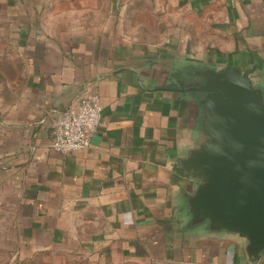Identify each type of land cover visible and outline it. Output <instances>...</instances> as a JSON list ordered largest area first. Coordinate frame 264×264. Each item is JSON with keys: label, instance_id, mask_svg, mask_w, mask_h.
Here are the masks:
<instances>
[{"label": "crops", "instance_id": "crops-1", "mask_svg": "<svg viewBox=\"0 0 264 264\" xmlns=\"http://www.w3.org/2000/svg\"><path fill=\"white\" fill-rule=\"evenodd\" d=\"M225 66L264 80V0H0V264H245L185 231L171 171L200 120L179 90ZM91 93L89 146L55 151Z\"/></svg>", "mask_w": 264, "mask_h": 264}, {"label": "water", "instance_id": "water-1", "mask_svg": "<svg viewBox=\"0 0 264 264\" xmlns=\"http://www.w3.org/2000/svg\"><path fill=\"white\" fill-rule=\"evenodd\" d=\"M189 74L202 81L179 90L200 94L190 97L200 111L197 139L171 166L186 181L180 191L185 231L235 238L238 260L259 263L264 259V80L233 66Z\"/></svg>", "mask_w": 264, "mask_h": 264}, {"label": "built area", "instance_id": "built-area-1", "mask_svg": "<svg viewBox=\"0 0 264 264\" xmlns=\"http://www.w3.org/2000/svg\"><path fill=\"white\" fill-rule=\"evenodd\" d=\"M100 123L101 106L98 96L95 93L84 95L57 115L50 146L61 154L85 149L98 131Z\"/></svg>", "mask_w": 264, "mask_h": 264}, {"label": "flooded vegetation", "instance_id": "flooded-vegetation-1", "mask_svg": "<svg viewBox=\"0 0 264 264\" xmlns=\"http://www.w3.org/2000/svg\"><path fill=\"white\" fill-rule=\"evenodd\" d=\"M189 82H192V84H195V83H201L202 81L200 80V77H198V76H191L190 78H189V80H188ZM194 95H200V94H198L197 92H194Z\"/></svg>", "mask_w": 264, "mask_h": 264}, {"label": "rangeland", "instance_id": "rangeland-1", "mask_svg": "<svg viewBox=\"0 0 264 264\" xmlns=\"http://www.w3.org/2000/svg\"><path fill=\"white\" fill-rule=\"evenodd\" d=\"M259 264H264V262H260Z\"/></svg>", "mask_w": 264, "mask_h": 264}]
</instances>
